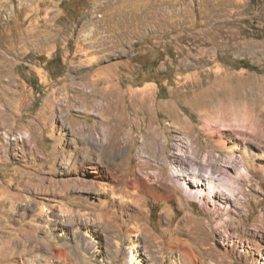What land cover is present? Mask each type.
<instances>
[{
    "label": "rangeland",
    "instance_id": "374dc122",
    "mask_svg": "<svg viewBox=\"0 0 264 264\" xmlns=\"http://www.w3.org/2000/svg\"><path fill=\"white\" fill-rule=\"evenodd\" d=\"M240 62L264 71V0H0V264H264ZM223 168L249 175L222 216L172 179Z\"/></svg>",
    "mask_w": 264,
    "mask_h": 264
},
{
    "label": "bare ground",
    "instance_id": "6f19581e",
    "mask_svg": "<svg viewBox=\"0 0 264 264\" xmlns=\"http://www.w3.org/2000/svg\"><path fill=\"white\" fill-rule=\"evenodd\" d=\"M235 158L236 156L234 155L228 156V160L231 161V163H233ZM222 171H224V174L223 175L218 174V176L216 177L214 175L209 174L212 172H208L206 174V173H201L199 171H193L190 173L185 171L184 174H179L177 176L174 175L172 179L174 182L180 184L184 188V190L186 191L189 197L196 199L198 201H201L205 205H212L213 211L216 213V215L220 214V216H222L223 213H226V212L228 213V208H230L231 206L230 203L232 204L233 200L234 201L238 200L239 199L238 196L239 194H241V192L239 193V191H241L242 188L240 187V184L237 178H240V179L242 177L246 178L249 175L246 171H241V172H237L236 177H235L233 176L232 172L228 168L227 169L223 168ZM190 178L193 179V181H190ZM130 183H131L132 188L135 189L136 191L137 190L141 191L142 189V191H149V192L153 191L154 192L153 194L155 196H159L161 194L169 195L165 189H160V187H155L154 184H150L148 181L147 182L137 181V183L136 182H130ZM101 185L102 184H100V186ZM62 211L64 213L71 214V211H69L68 209H63ZM44 212L46 213L47 211L44 210ZM229 215H228V218L231 217V216L229 217ZM131 232H135V230H131ZM189 256L194 258L192 253H189ZM128 264H137L135 254L133 252H131V261Z\"/></svg>",
    "mask_w": 264,
    "mask_h": 264
},
{
    "label": "trees",
    "instance_id": "16d2710c",
    "mask_svg": "<svg viewBox=\"0 0 264 264\" xmlns=\"http://www.w3.org/2000/svg\"><path fill=\"white\" fill-rule=\"evenodd\" d=\"M50 62H53L55 64V63H58V60L53 58ZM240 64H241V67L246 68L248 70H252V71H255L257 73H263L264 72V71H261V69H259L258 67L250 65L248 62H240Z\"/></svg>",
    "mask_w": 264,
    "mask_h": 264
}]
</instances>
